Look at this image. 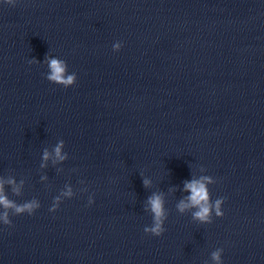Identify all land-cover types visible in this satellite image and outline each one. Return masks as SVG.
I'll use <instances>...</instances> for the list:
<instances>
[{"label":"clouds","instance_id":"clouds-1","mask_svg":"<svg viewBox=\"0 0 264 264\" xmlns=\"http://www.w3.org/2000/svg\"><path fill=\"white\" fill-rule=\"evenodd\" d=\"M4 2L8 5H15L17 0H4ZM114 50L119 51L122 47L121 43L114 44ZM49 75L47 76V80L52 82L53 84L62 85L64 88H68L70 85H73L76 82L75 74L66 75L67 65L66 62L58 59L46 57ZM30 63H32L30 61ZM61 145H58L55 149V153L57 158L63 160L64 157L61 156ZM44 158H48V153L45 152ZM211 182L209 177H202L200 180H192L185 182V190L190 192V195L187 197V202L181 201L178 205V208L181 212L190 207H196L198 210L193 214L195 219L200 220L201 222H211V213L214 209L217 217H223L224 213L221 210V204L223 203V199H218L213 206L210 203L209 193L207 191L206 183ZM149 182L147 180L144 181L145 186H147ZM66 195H71L69 191ZM92 201L89 200V204ZM148 203L150 205L151 212L153 214V224L150 228H145L144 232L149 233L153 236H161L165 232V228L163 227V222L165 219V211L163 207V200L160 195L154 194L149 197ZM0 205L3 206L5 211L0 213V221L4 225L11 226L12 221L9 219L8 209L13 210L14 215H21L27 212L29 215L34 213V210L39 207V205L33 201L30 203H24L22 205H17L12 201L8 200L3 194V186L0 184ZM58 208V205H53L49 210L55 212ZM213 259L218 261L220 260L219 251L213 253Z\"/></svg>","mask_w":264,"mask_h":264}]
</instances>
